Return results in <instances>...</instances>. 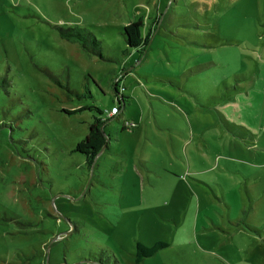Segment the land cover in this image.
Masks as SVG:
<instances>
[{"label": "rangeland", "instance_id": "1", "mask_svg": "<svg viewBox=\"0 0 264 264\" xmlns=\"http://www.w3.org/2000/svg\"><path fill=\"white\" fill-rule=\"evenodd\" d=\"M263 44L264 0H0V264H264Z\"/></svg>", "mask_w": 264, "mask_h": 264}, {"label": "trees", "instance_id": "2", "mask_svg": "<svg viewBox=\"0 0 264 264\" xmlns=\"http://www.w3.org/2000/svg\"><path fill=\"white\" fill-rule=\"evenodd\" d=\"M144 20H134L127 24L124 28V38L127 45L131 49H146L150 41L151 32L143 35ZM60 36L70 42L79 43L88 52L99 55L103 58V46L101 40L87 28L83 27H60ZM128 50H126L127 52ZM53 79L58 80L53 74H50ZM112 108V107H111ZM110 108V109H111ZM109 109V110H110ZM109 110L104 111L97 108L99 116H96L94 121L90 123L89 133L82 141L78 142L74 151L80 152L86 156L87 162L92 165L99 153L108 148L109 141L112 139L111 134L107 131L108 122L112 119L109 115ZM77 110H73L70 113H74ZM122 129H126L123 127ZM167 246L164 242H157L155 245L149 247L142 242L137 244V261H141L143 257H149L155 254L160 248Z\"/></svg>", "mask_w": 264, "mask_h": 264}, {"label": "crops", "instance_id": "3", "mask_svg": "<svg viewBox=\"0 0 264 264\" xmlns=\"http://www.w3.org/2000/svg\"><path fill=\"white\" fill-rule=\"evenodd\" d=\"M258 47H259V50L261 51V53L264 54V52H262V51H264V44H263V46H258ZM257 69H258V75L257 76L260 77L262 79V82L264 83V62L263 63L261 62V64L257 66Z\"/></svg>", "mask_w": 264, "mask_h": 264}, {"label": "built area", "instance_id": "4", "mask_svg": "<svg viewBox=\"0 0 264 264\" xmlns=\"http://www.w3.org/2000/svg\"><path fill=\"white\" fill-rule=\"evenodd\" d=\"M117 109H118V108H116V107L111 108V109L109 110V115L112 113V111L116 113Z\"/></svg>", "mask_w": 264, "mask_h": 264}, {"label": "water", "instance_id": "5", "mask_svg": "<svg viewBox=\"0 0 264 264\" xmlns=\"http://www.w3.org/2000/svg\"><path fill=\"white\" fill-rule=\"evenodd\" d=\"M103 151H104V149L99 153V155H100ZM99 155H98V156H99ZM98 156H97V157H98ZM97 157H96V158H97Z\"/></svg>", "mask_w": 264, "mask_h": 264}]
</instances>
